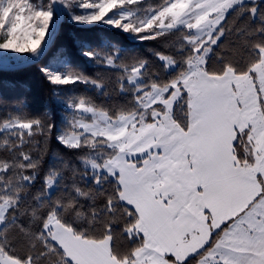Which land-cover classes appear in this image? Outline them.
Masks as SVG:
<instances>
[{
    "label": "snow or ice",
    "instance_id": "obj_1",
    "mask_svg": "<svg viewBox=\"0 0 264 264\" xmlns=\"http://www.w3.org/2000/svg\"><path fill=\"white\" fill-rule=\"evenodd\" d=\"M62 19L112 33H69L96 76ZM54 45L60 124L0 119V264H264V0H0V73Z\"/></svg>",
    "mask_w": 264,
    "mask_h": 264
},
{
    "label": "trees",
    "instance_id": "obj_2",
    "mask_svg": "<svg viewBox=\"0 0 264 264\" xmlns=\"http://www.w3.org/2000/svg\"><path fill=\"white\" fill-rule=\"evenodd\" d=\"M153 1V0H152ZM156 2V0H154ZM71 32L81 33L82 36L87 38L93 43V46L99 45L100 36H110L112 33L107 31L105 28H94L90 32H81V29L75 27L72 22L67 19H62L60 23V32L57 37V45L59 43H66L69 47L71 57L75 60L76 65L84 71L89 76H96L98 72H101L102 69H98L92 63L79 57L77 49L72 43V40L69 36ZM123 45L126 48L134 49L135 51L130 54H139V55H148V50L151 48H156L161 50L162 45L155 41L145 42L143 44H132L124 37H120ZM54 45L43 57L40 65H29L22 67L20 70L0 73V81H9L13 86H5L0 83V119H2L8 111H13V105L18 103L20 100L25 101L26 109L25 111L30 116H37L44 112H48L49 116L47 118L48 123H56L57 125L61 122V112L62 109L58 108L54 102L53 92L54 87L43 77L39 71V67L43 66L44 63L52 59V55L56 50ZM75 91L77 94H82L85 91L83 85L75 86V89L72 86H65L64 91L68 94H71L72 91ZM93 95L94 99L97 102H100L99 97H95L92 92L88 93ZM41 139V149L46 152L43 156L45 161L44 168H47L48 161L50 159L52 152H58L60 155H63L65 158L75 159L76 156L81 153L75 151H69L65 149L62 145L56 143L54 139L48 141L47 144ZM39 187V185H37ZM194 264V262H193Z\"/></svg>",
    "mask_w": 264,
    "mask_h": 264
},
{
    "label": "rangeland",
    "instance_id": "obj_3",
    "mask_svg": "<svg viewBox=\"0 0 264 264\" xmlns=\"http://www.w3.org/2000/svg\"><path fill=\"white\" fill-rule=\"evenodd\" d=\"M152 2H154V0H153ZM156 2H157V0H156ZM48 61H50V60H48ZM46 63H47V62H46Z\"/></svg>",
    "mask_w": 264,
    "mask_h": 264
},
{
    "label": "water",
    "instance_id": "obj_4",
    "mask_svg": "<svg viewBox=\"0 0 264 264\" xmlns=\"http://www.w3.org/2000/svg\"><path fill=\"white\" fill-rule=\"evenodd\" d=\"M25 67V66H24Z\"/></svg>",
    "mask_w": 264,
    "mask_h": 264
}]
</instances>
